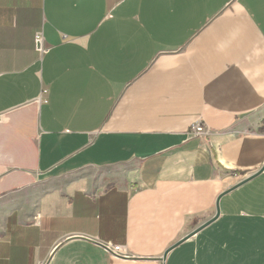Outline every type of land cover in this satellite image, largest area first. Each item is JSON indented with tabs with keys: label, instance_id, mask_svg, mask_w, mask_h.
Segmentation results:
<instances>
[{
	"label": "crops",
	"instance_id": "0c3cea01",
	"mask_svg": "<svg viewBox=\"0 0 264 264\" xmlns=\"http://www.w3.org/2000/svg\"><path fill=\"white\" fill-rule=\"evenodd\" d=\"M0 117V264H264V0H0Z\"/></svg>",
	"mask_w": 264,
	"mask_h": 264
},
{
	"label": "built area",
	"instance_id": "2783aa9c",
	"mask_svg": "<svg viewBox=\"0 0 264 264\" xmlns=\"http://www.w3.org/2000/svg\"><path fill=\"white\" fill-rule=\"evenodd\" d=\"M34 43L36 50L39 54H44L46 51L43 47V37L41 33L36 34ZM1 119V117H0ZM194 135H202L207 133V129L204 128L201 124H197L193 127L192 130ZM103 248L115 258H125L128 257L127 250L121 246H113L111 244H102Z\"/></svg>",
	"mask_w": 264,
	"mask_h": 264
},
{
	"label": "water",
	"instance_id": "95a60500",
	"mask_svg": "<svg viewBox=\"0 0 264 264\" xmlns=\"http://www.w3.org/2000/svg\"><path fill=\"white\" fill-rule=\"evenodd\" d=\"M219 199H220V198H218L217 201H216V214H215V216H214L213 219H211L209 222H207L206 224H204V225L202 226V228L205 227V226H207V225H209V224L212 223L213 221H215V220L217 219V217L219 216ZM200 229H201V228H200ZM197 231H199V229L196 230V231H194L193 234L197 233ZM193 234H192V235H193ZM180 243H181V242H179V243L175 244L174 246H172L171 248H169V250H167V251L165 252V254H164V256H163V259L166 257L167 253H168L171 249H173L174 247H176V246L179 245Z\"/></svg>",
	"mask_w": 264,
	"mask_h": 264
}]
</instances>
